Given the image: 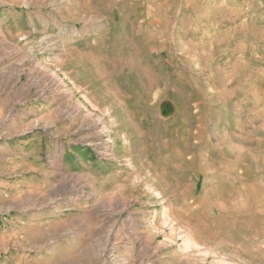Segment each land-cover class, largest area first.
<instances>
[{
	"label": "rangeland",
	"instance_id": "rangeland-1",
	"mask_svg": "<svg viewBox=\"0 0 264 264\" xmlns=\"http://www.w3.org/2000/svg\"><path fill=\"white\" fill-rule=\"evenodd\" d=\"M0 264H264V0H0Z\"/></svg>",
	"mask_w": 264,
	"mask_h": 264
}]
</instances>
